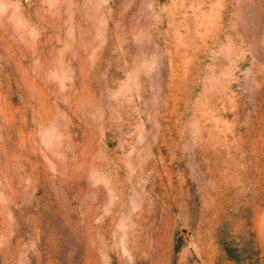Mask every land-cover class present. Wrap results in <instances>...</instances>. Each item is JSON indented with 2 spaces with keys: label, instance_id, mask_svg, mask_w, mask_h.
<instances>
[{
  "label": "rangeland",
  "instance_id": "rangeland-1",
  "mask_svg": "<svg viewBox=\"0 0 264 264\" xmlns=\"http://www.w3.org/2000/svg\"><path fill=\"white\" fill-rule=\"evenodd\" d=\"M0 264H264V0H0Z\"/></svg>",
  "mask_w": 264,
  "mask_h": 264
}]
</instances>
